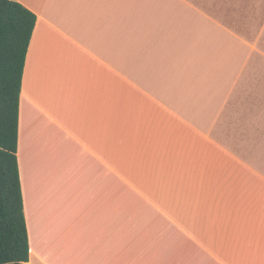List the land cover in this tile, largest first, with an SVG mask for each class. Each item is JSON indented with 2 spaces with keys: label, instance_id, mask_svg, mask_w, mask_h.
Instances as JSON below:
<instances>
[{
  "label": "crops",
  "instance_id": "0c3cea01",
  "mask_svg": "<svg viewBox=\"0 0 264 264\" xmlns=\"http://www.w3.org/2000/svg\"><path fill=\"white\" fill-rule=\"evenodd\" d=\"M28 264H264V0H19Z\"/></svg>",
  "mask_w": 264,
  "mask_h": 264
},
{
  "label": "trees",
  "instance_id": "16d2710c",
  "mask_svg": "<svg viewBox=\"0 0 264 264\" xmlns=\"http://www.w3.org/2000/svg\"><path fill=\"white\" fill-rule=\"evenodd\" d=\"M37 15L0 0V264H28L30 246L17 162L22 80Z\"/></svg>",
  "mask_w": 264,
  "mask_h": 264
}]
</instances>
